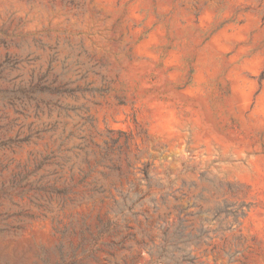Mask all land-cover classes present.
<instances>
[{"label":"rangeland","instance_id":"1","mask_svg":"<svg viewBox=\"0 0 264 264\" xmlns=\"http://www.w3.org/2000/svg\"><path fill=\"white\" fill-rule=\"evenodd\" d=\"M0 264H264V0H0Z\"/></svg>","mask_w":264,"mask_h":264}]
</instances>
